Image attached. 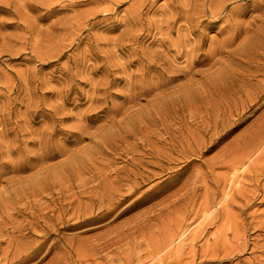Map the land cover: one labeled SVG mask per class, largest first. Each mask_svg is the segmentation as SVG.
I'll return each instance as SVG.
<instances>
[{
    "label": "rangeland",
    "instance_id": "rangeland-1",
    "mask_svg": "<svg viewBox=\"0 0 264 264\" xmlns=\"http://www.w3.org/2000/svg\"><path fill=\"white\" fill-rule=\"evenodd\" d=\"M22 1L0 0V264H264V0Z\"/></svg>",
    "mask_w": 264,
    "mask_h": 264
},
{
    "label": "bare ground",
    "instance_id": "bare-ground-1",
    "mask_svg": "<svg viewBox=\"0 0 264 264\" xmlns=\"http://www.w3.org/2000/svg\"><path fill=\"white\" fill-rule=\"evenodd\" d=\"M12 1H13V0H12ZM20 1H22V0H20ZM30 1H31V0H29V2H30ZM33 1H34V0H33ZM36 1H38V0H36ZM69 1H71V0H69ZM72 1H73V0H72ZM170 1H171V0H170ZM224 1H225V0H224ZM22 2H23V1H22ZM24 2H25V1H24ZM24 2H23V3H24ZM210 2H211V1H210ZM13 3H14V2H13ZM13 3H12V5H13ZM23 3H22V4H23ZM35 3H36V2H35ZM71 3H72V2H71ZM73 3H75V2L73 1ZM73 3H72V4H73ZM16 4H18V3H16ZM22 4H20V5H22ZM33 4H34V2H33ZM43 4H44V3H43ZM203 4H204V3H203ZM10 5H11V4H10ZM25 5H26V4L24 3V6H25ZM49 5H50V4H49ZM173 5H174V4H173ZM30 6H31V5H30ZM34 6H35V5H34ZM214 6H215V5H214ZM0 7H1V6H0ZM6 7H7V6H6ZM28 7H29V6H28ZM177 7H178V6H177ZM11 8H13V7L11 6ZM14 8H15V7H14ZM19 8L21 9L22 6L19 7ZM34 8H35V7H34ZM44 8L46 9V7H44ZM175 8H176V7H175ZM175 8H174V9H175ZM2 9H3V8H1V10H2ZM5 9H6V8H5ZM39 9H40V8H39ZM41 9H42V8H41ZM170 9H171V10H174V9H172L171 6H170ZM14 10H15V9H14ZM52 10H53V9H52ZM171 10H170V11H171ZM175 10H176V9H175ZM216 10H217V9H216ZM6 11H7V10H6ZM11 11H12V10H11ZM15 11H16V10H15ZM47 11H48V10H47ZM181 11H182V9L180 10V12H181ZM171 12H172V11H171ZM173 12H174V11H173ZM173 12H172V13H173ZM212 12L215 13L214 11H212ZM8 13H9V12H8ZM13 13H15V12H13ZM18 13H19V12H17V14H18ZM20 13H21V12H20ZM137 13H138V12H137ZM169 13H170V12H169ZM169 13H168V14H169ZM175 13H176V12H175ZM175 13H174V14H175ZM184 13H185V12H184ZM184 13H183V15H184ZM162 15H163V14H162ZM12 16H13V15H12ZM14 16L17 17L16 14H15ZM14 16H13V17H14ZM20 16H21V14H20ZM171 16H176V15L171 14ZM184 16H185V15H184ZM191 16H192V15H191ZM188 17H189V16H188ZM162 18H163V17H162ZM192 18H193V17H192ZM14 19H15V18H14ZM19 19H20V18H19ZM165 19H166V18H165ZM169 19H172V17L169 18ZM174 19H175V18H173L172 20H174ZM17 20H18V19H17ZM194 20H195V19H194ZM27 21H28V20H27ZM160 22H162V19H161ZM166 22H167V21H166ZM195 22H196V20H195ZM198 22H199V21H198ZM232 22H233V19H232ZM18 23H19V22H18ZM169 23H171V22H169ZM0 24H1V23H0ZM21 24H22V22H21ZM26 24L29 26V23H28V22H26ZM166 24L168 25V23H166ZM189 24H190V23H189ZM201 24H202V23H201ZM230 24H231V23H230ZM236 24H237V23H236ZM3 25H5V23H4ZM24 25H25V24H24ZM157 25H158V24H157ZM169 25H170V24H169ZM25 26H26V25H25ZM28 26H27V27H28ZM153 26H154V25H153ZM170 26H171V25H170ZM170 26H169V28H167V29L170 30ZM174 26H175V25H174ZM190 26H191V25H190ZM164 27H165V26H163V27H161V28H164ZM183 27L186 28L185 26H183ZM229 27H231V25H230ZM157 28H158V27H157ZM157 28H156V29H157ZM171 28H173V27H171ZM179 28H180V27H178V29H179ZM187 28H188V27H187ZM234 28H235V27H234V25H233L231 30H233ZM167 29H166V30H167ZM191 29H192V28H191ZM163 30H164V29H161V33H162V34H164V32H162ZM171 30H172V29H171ZM173 30H174V29H173ZM179 30H181L180 33H182V31H183L184 29H183V30H182V29H179ZM186 30H187V29H186ZM176 31H177V30H176ZM233 31H234V30H233ZM233 31H231V32L233 33ZM158 32H159V31H158ZM165 32H168V30L165 31ZM185 32H187V31H185ZM176 33H177V32H176ZM180 33H178V34H179L178 36H180ZM165 34H166V33H165ZM165 34H164V35H165ZM169 34H170V33H169ZM187 34H188V33H187ZM192 34H193V33H192ZM160 35H161V34H160ZM164 35H163V36L161 35V37H166V36H164ZM166 35H167V34H166ZM183 35H185V34H183ZM172 36H173V35H172ZM172 36L169 35L168 37H170V38H168V39H171ZM228 36H229V35H228ZM180 38H183V37L180 36ZM180 38H179V39H180ZM232 38H234V37H232ZM161 39H164V38H161ZM172 39H173V38H172ZM177 39H178V37H177ZM177 39H174V40L176 41ZM186 39H187V38H186ZM224 39H225V38H224ZM224 39H223V40H224ZM189 40H191V39H189ZM193 40H194V39H193ZM195 40H196V38H195ZM169 41H170V40H169ZM171 41H173V40H171ZM171 41H170L169 43H172ZM224 41H225V40H224ZM230 41H232V39H230ZM160 42H162V41H160ZM167 42H168V41H167ZM227 42H228V39H227ZM169 43H167L166 46H167V45H170ZM174 43H175V42H174ZM176 43H177V44H180V43H183V42H180V43H179V42H176ZM184 43H185V42H184ZM188 43H189V44H188ZM188 43H187V44H188V51H189V48L191 47L190 43H192V42H189V41H188ZM228 43H229V42H228ZM193 44H194V42H193ZM229 44H230V43H229ZM164 45H165V44H164ZM171 45H172V44H171ZM175 45H176V44H175ZM175 45H174V47H176ZM185 45H186V44H185ZM189 45H190V46H189ZM213 45H214V44H213ZM177 46H178V45H177ZM183 46H184V45H183ZM183 46H182V47H183ZM192 46H193V45H192ZM210 46H211V45H210ZM222 46H224V45H222ZM164 47H165V46H164ZM174 47L172 46V48H174ZM199 47H200V46H199ZM218 47H219V45H218ZM226 47H227V46H226ZM167 48H168V46H167ZM185 48H186V47H185ZM197 48H198V47H197ZM219 48H220V47H219ZM219 48H218V49H219ZM162 49H164V48H161V50H162ZM176 49H178V48H176ZM180 49H181V48H180ZM182 49H183V48H182ZM182 49H181V50H182ZM193 49H194V48H193ZM211 49H212V48H211ZM216 49H217V48H216ZM220 49H221V48H220ZM224 49H225V47H224ZM209 50H210V49H209ZM209 50H208L207 53L211 52L213 49L210 50V51H209ZM222 50H223V48H222ZM169 51H170V50H169ZM178 51H180V50L178 49ZM185 51H186V50H185ZM191 51H192V50H191ZM174 52L177 53V51H174ZM218 52H219V50H218ZM154 53H156V52H154ZM165 53H166V52H165ZM178 53H179V54H182V53H180V52H178ZM184 53H185V52H184ZM192 53H194V51H193ZM219 53H220V52H219ZM150 54H151V52H150ZM150 54H149V55H150ZM157 54H158V56H159V53H157ZM161 54H163V53H161ZM166 54H167V53H166ZM171 54H172V53H171ZM171 54L168 55V57H169V58L172 57V58L174 59L175 57L171 56ZM179 54H178V55H179ZM189 54H190V53H189ZM189 54H188V55H189ZM228 54H229V53H228ZM228 54H227V55H228ZM173 55H175V54H173ZM186 55H187V54H186ZM214 55H216V51H215V54H214ZM153 56H154V55H153ZM153 56H150V57H153ZM162 56H164V55H161L160 57L162 58ZM183 56H184V55H183ZM160 57H159V59H161ZM176 57H178V56H176ZM180 57H181V56H180ZM184 57H185V56H184ZM190 57H191V56H190ZM147 58H148V57H147ZM155 58H156V57H155ZM164 58H166V56H165ZM185 58H187V57H185ZM191 58H193V55H192ZM156 59H157V58H156ZM156 59H155V60H156ZM159 59H158V60H159ZM173 59H172V60H173ZM175 60H176V59H175ZM168 61H170V60H168ZM168 61H167V62H168ZM190 61H191L190 58H188V63H190ZM153 62H154V60L152 61V63H153ZM160 62H161V61H160ZM154 63H155V62H154ZM157 63H159V62L156 61V65H157ZM163 63H164V62H163ZM160 64H162V63H160ZM167 64H168V63H167ZM171 64H172V62H171ZM154 65H155V64H154ZM158 65H159V64H158ZM173 65H174V64H173ZM161 67L163 68V64L161 65ZM168 67H169V68H172V67H170L169 65H168ZM156 68H157V67H156ZM164 68H165V67H164ZM160 70H161V69H160ZM164 70H166V68H165ZM164 70H163V71H164ZM161 71H162V70H161ZM143 76H144V75H143ZM150 76H151V75H150ZM144 77H145V76H144ZM159 83H160V82H158V84H159ZM158 84H157V85H158ZM137 88H138V87H137ZM139 88H140V87H139ZM139 90H140V89H139ZM138 92H139V91H138ZM194 112H195V111H194ZM148 142H149V141H148ZM109 143H110V144H109ZM109 143H108L109 145H112L111 142H109ZM149 143H150V142H149ZM149 143H147V144H149ZM149 146H151V145H149ZM157 152H158V151H157ZM157 152H156V153H157ZM156 155H157V154H156ZM161 155H162V154H161ZM159 156H160V155H159ZM135 161L139 162L140 160L138 161V159H137V160H135ZM141 162H142V161H140L139 163H140V164H143V163H141ZM131 163H132V162H131ZM135 163H136V162H135ZM136 166H137V165H136ZM136 166H134V167H136ZM85 167H86V166H85ZM121 168H123V167H121ZM109 169H110V168H108V170H109ZM135 169H136V168H135ZM115 170H117V169H115ZM133 170H134V169H133ZM137 170H138V169H137ZM117 171H119V169H118ZM126 171H128V170H126ZM138 171H139V170H138ZM109 172H111V171H109ZM120 172H121V171H120ZM139 172H140V171H139ZM143 172H144V171H143ZM99 173H100V172H99ZM101 173H103V174L105 175L106 172H105V173H104V172H101ZM117 173H118V172H114V174H117ZM121 173H122V172H121ZM121 173H119V174H121ZM129 173H132V172H129ZM140 173H142V172H140ZM75 174H76V173H75ZM107 174H109V173H107ZM99 175H100V174H99ZM138 175H139V174H138ZM101 176H102V175H101ZM105 176H106V175H105ZM109 176L111 177L110 174H109ZM109 176H108V177H109ZM125 176L128 177L129 175H125ZM98 177H99V176H98ZM103 177H104V176H103ZM126 177H124V178H126ZM129 177H130V176H129ZM82 178H83V177H81V179H82ZM111 178H112V177H111ZM114 178H116V177H113V179H114ZM106 179H108V178H106ZM116 179H117V178H116ZM116 179H115V180H116ZM134 179H135V178H134ZM82 180H83V179H82ZM130 180H132V179H130ZM79 181H80V179H79ZM109 181H110L109 183H111V180H109ZM43 182H44V181H43ZM83 182H85V181H83ZM114 182H115V181H114ZM114 182H113V184H115ZM123 182H124V181H123ZM125 182H126V180H125ZM87 183H88V182H87ZM117 183H118V182H117ZM136 183H137V182H136ZM34 184H35V183H34ZM84 184H85V183H84ZM95 184H97V183H95ZM99 184H100V183H99ZM128 184H129V183L127 182V185H128ZM130 184H131V183H130ZM37 185H39V184H37ZM86 185H87V184H86ZM100 185H101V184H100ZM100 185H99V186H100ZM106 185H107V184H106ZM125 185H126V184H125ZM133 185H135V184H133ZM84 186H85V185H84ZM104 186H105V185L102 184V187L104 188V191L101 190L102 193H103V192H106ZM112 186H113V185H112ZM116 186H117V185H116ZM116 186H113V188L116 187ZM135 186H136V185H135ZM38 187H39V186H38ZM82 187H83V184H82ZM82 187H81V188H82ZM89 187H90V186H89ZM89 187H88V188H89ZM94 187H95V186H94ZM94 187H91V188L93 189ZM122 187H124V186H122ZM129 187H130V186H129ZM140 187H142V186H140ZM84 188H85V187H84ZM99 188H100V187H99ZM107 188H108V187H107ZM96 189H97V188H96ZM96 189L94 188L95 191H96ZM100 189H101V188H100ZM129 189H130V188H129ZM71 190H72V189H71ZM84 190H85V192H89V191H90V189H89V190H88V189H84ZM87 190H88V191H87ZM98 190H99V189H98ZM112 190H113V189H112ZM66 191H67V190H66ZM120 191H121V189H120ZM131 191H132V190H131ZM131 191H130V192H131ZM133 191H134V190H133ZM27 192H29V191H27ZM82 192H84V191H82ZM82 192H81V193H82ZM99 192H100V191H99ZM115 192H116V191H115ZM117 192H118V191H117ZM135 192H136V191H135ZM30 193H32V191H31ZM70 193H71V192H70ZM73 193H75V192H73ZM79 193H80V192H79ZM97 193H98V192L94 193V197H95V195H96ZM28 194H29V193H28ZM63 194H64V193H63ZM68 194H69V193H68ZM75 194H76V193H75ZM84 194L86 195V193H84ZM100 194H101V192H100ZM106 194H108V192H106ZM114 194H115V193H114ZM114 194H112V195L115 196L116 194H115V195H114ZM120 194H121V193L119 192V197H120ZM127 194H128V193H127ZM17 195H18V194H17ZM73 195H74V194H73ZM76 195H77V194H76ZM80 195H81V194H80ZM87 195H88V194H87ZM87 195H86L85 200H86L87 198H89V196L87 197ZM102 195H104V194H101V196H102ZM112 195H111V197H113ZM15 196H16V195H15ZM18 196H19V195H18ZM64 196H65V195H64ZM66 196H69V195H66ZM71 196H72V193H71ZM74 196H75V195H74ZM97 196H98V195H96V197H97ZM121 196H122V194H121ZM20 197H21V196H20ZM24 197H25V195H24ZM98 197L100 198V195H99ZM105 197H106V196H105ZM111 197H110V198H111ZM122 197H123V196H122ZM59 198H60V197H59ZM71 198H72V197H71ZM77 198L79 199V196H78ZM116 198H118V197H116ZM80 199H81V198H80ZM89 199H90V198H89ZM101 199H102V201H105V200H103V198H100L99 200L101 201ZM105 199H106V198H105ZM30 200H32V199H30ZM61 200H62V199H61ZM68 200L70 201V199H68ZM87 200H88V199H87ZM90 200H91V199H90ZM90 200H89L88 202H92V201H90ZM96 200H97V199H96ZM116 200H118V199H116ZM222 200H223V199H222ZM20 201H21V200H20ZM72 201H76V199L73 200V198H72ZM134 201H135V200H134ZM16 202H17V201H16ZM60 202H61V201H60ZM65 202H66V200H65ZM88 202L86 201L87 204H89ZM108 202H109V201H108ZM118 202H119V201H118ZM131 202H132V201H131ZM19 203H20V202H19ZM37 203H38V202H37ZM39 203H40V202H39ZM69 203H70V202H69ZM69 203H68V204H69ZM73 203H75V202H73ZM80 203H83V202L81 201ZM102 203H105V202H102ZM110 203H111V201H110ZM110 203H109V204H110ZM112 203H113V202H112ZM51 204H52V203H51ZM68 204H67V205H68ZM75 204L78 205V204H79L78 201H77ZM109 204H108V206H112L111 204H110V205H109ZM113 204H115V203H113ZM52 205H54V204H52ZM64 205H65V204H64ZM64 205H62V206H64ZM71 205H72V204H71ZM77 205H76V206H77ZM79 205H80V204H79ZM79 205H78V206H79ZM99 205H100V204H99ZM99 205H98V206H99ZM84 206H85V203H84ZM84 206H83V207H84ZM89 206H90V205H89ZM94 206H95V205H94ZM103 206H104V205H103ZM53 207H56V206L54 205ZM87 207H88V205H87ZM51 208H52V207H51ZM61 208H63V207H61ZM78 208H80V207H78ZM88 208H91V210H92V207H88ZM100 208H102V207L100 206ZM100 208H99V209H100ZM109 208H110V207H109ZM109 208H108V209H109ZM124 208H125V207H124ZM32 209H33V208H32ZM52 209H54V208H52ZM58 209H60V208H57V210H58ZM75 209H76V208H75ZM105 209H106V208H105ZM72 210H74V209L72 208ZM77 210H78V209H77ZM77 210H76V211H77ZM80 210H81V209H80ZM80 210H79V211H80ZM89 210H90V209H89ZM119 210H120V209H119ZM61 211H62V210H61ZM64 211H65V209H64ZM98 211H99V210H98ZM104 211H105V210H104ZM73 212H74V211H73ZM73 212H72V213H73ZM83 212H84V211H83ZM83 212L81 211V213H83ZM105 212H106V211H105ZM119 212H120V211H119ZM58 213H59V212H58ZM77 213H78V212H77ZM88 213H90V212H88ZM88 213H87V214H88ZM103 213H104V212H103ZM84 214H86V213H84ZM91 214H92V212H91ZM91 214H89V215H91ZM76 215H78V214H76ZM117 215H119V214H117ZM117 215H116V216H117ZM59 216H60V215H58V218H59ZM81 216H83V215H81ZM103 216H104V214H103ZM116 216H115V217H116ZM78 217H79V216H78ZM86 217H87V216H86ZM5 219H6V218H5ZM8 219H9V218H8ZM37 219H38V218H37ZM54 219H56V218H54ZM54 219H53V220H54ZM67 219H68V218H67ZM14 220H15V219H14ZM42 220H43V219H42ZM57 220H58V219H57ZM88 220H89V219H88ZM28 221H29V220H28ZM51 221H52V220H50V223H51ZM7 222H8V221H7ZM17 222H19V221H17ZM25 222H27V221L25 220ZM48 222H49V221H48ZM54 222H55V221H54ZM57 222H58V221H57ZM74 222H75V221H74ZM9 223H10V222H9ZM13 223H14V222H13ZM27 223H28V222H27ZM30 223H31V221H30ZM35 223H36V222H35ZM37 223H38V222H37ZM60 223H61V222H60ZM77 223H78V222H77ZM44 224H45V223H44ZM46 224H48V223H46ZM56 224H58V223H56ZM5 225H7V224L5 223ZM5 225H4V226H5ZM10 225H11V224H10ZM10 225H9V226H10ZM28 225H29V224H28ZM31 225H32V224H31ZM33 225H34V224H33ZM33 225H32V227H33ZM54 225H55V224H54ZM54 225H52V223H51V226H54ZM66 225H67V224H66ZM69 225H70V224H69ZM71 225H72V224H71ZM99 225H100V224H99ZM13 226H15V225H13ZM16 226H17V225H16ZM41 226H42V225H41ZM56 226H57V225H56ZM56 226H55V227H56ZM2 227H3V226H2ZM5 227H6V226H5ZM17 227H18V226H17ZM19 227H20V226H19ZM34 227H35V226H34ZM69 227H70V226H69ZM98 227H99V226H98ZM12 228H14V227H12ZM12 228H10V229L13 230ZM15 228H16V227H15ZM15 228H14V229H15ZM35 228H36V227H35ZM90 228H93V227H90ZM18 229H19V228H18ZM28 229H29V228H28ZM42 229H43V228H42ZM49 229H51V228H49ZM54 229H55V228H53V230H54ZM86 229H87V228H86ZM88 229H89V228H88ZM1 230H2V229H1ZM19 230H20V229H19ZM33 230H34V228H33ZM53 230H51V231H53ZM34 231H35V230H34ZM42 231H44V230H42ZM46 231H48V230H46ZM54 231H55V230H54ZM56 231H58V229H57ZM0 232H2V231H0ZM13 232L16 233V230L13 231ZM39 232H40V231H39ZM58 232H59V231H58ZM49 233H50V232H49ZM39 234H41V233H39ZM3 235H4V234H3ZM30 235H31V234H30ZM109 235H110V234H109ZM8 236H9V238H10V236H12V235L10 234V235H8ZM8 236H7V238H8ZM14 236H15V235H14ZM16 236H17V235H16ZM16 236H15V237H16ZM50 236H51V235H50ZM50 236H48V237H50ZM61 236H62V235H61ZM165 236H166V235H165ZM170 236H171V235H170ZM15 237H13V238H15ZM17 237H18V236H17ZM19 237H20V236H19ZM19 237H18V238H19ZM29 237H30V236H29ZM45 237H46V236H45ZM167 237H168V236H167ZM181 237H182V236H181ZM32 238H35V237H34V236H33V237H30V239H32ZM36 238H37V237H36ZM39 238H42V237H39ZM43 238H44V237H43ZM11 239H12V237H11ZM11 239H10V240H11ZM23 239H24V238H23ZM28 239H29V238H28ZM28 239H27V240H28ZM49 239H50V238H49ZM61 239H62V237H61ZM70 239H71V238H70ZM108 239H109V238H108ZM111 239H113V238H111ZM165 239H166V238H165ZM169 239H170V238H169ZM6 240H7V239H6ZM17 240H18V239H17ZM20 240H21V239H20ZM32 240L35 242L34 239H32ZM39 240H40V239H39ZM41 240H42V239H41ZM96 240H100V238H97ZM166 240H167V241H170V240H168V239H166ZM7 241H9V240H7ZM25 241H26V240H25ZM28 241H29V240H28ZM30 241H31V240H30ZM59 241H60V240H59ZM65 241H66V240H65ZM105 241H108V240L105 239L104 242H105ZM111 241H112V240H111ZM161 241H162V240H161ZM167 241H165V242H167ZM173 241H174V240H173ZM12 242H14V241H12ZM31 242H32V241H31ZM31 242H30V243H31ZM38 242H39V241H38ZM38 242H37V243H38ZM40 242L42 243V241H40ZM68 242H70V240H68ZM100 242L102 243V241H100ZM37 243H36V245H37ZM53 243H55V242H53ZM66 243H67V241H66ZM107 243H108V242H107ZM107 243H106V244H107ZM109 243H111V242H109ZM154 243H155V242H154ZM17 244H18V243H17ZM21 244H22V243H20V245H21ZM24 244H25V243H23V245H24ZM27 244H28V243H27ZM33 244H34V243H33ZM33 244H32V245H33ZM67 244H68V243H67ZM70 244H71V243H70ZM72 244H73V242H72ZM106 244H105V245H106ZM170 244H171V241H170ZM170 244H167V245L169 246ZM18 245H19V244H18ZM18 245H17V246H18ZM32 245L29 244V246H32ZM99 245H100V244H99ZM105 245H103V247H104ZM17 246H16V247H17ZM53 246H54V245H53ZM57 246H58V245H57ZM96 246H97V245H95V248H96ZM161 246H163V243H162ZM168 246H167V247H168ZM6 247H7V246H6ZM16 247H15V248H16ZM24 247H25V245H24ZM26 247H27V246H26ZM35 247H36V246H35ZM48 247H49V245H48ZM90 247H91V246H90ZM100 247H101V246H100ZM159 247H160V246H158V249L161 248V247H160V248H159ZM167 247L165 246L164 248L166 249ZM7 248H8V247H7ZM20 248L22 249L23 247L21 246ZM57 248H58V247H57ZM91 248H92V250H93V247H91ZM95 248H94V249H95ZM104 248H105V247H104ZM104 248H103V250H104ZM11 249H13V248H11ZM18 249H19V248H18ZM21 249H20V250H21ZM31 249H33V248H31ZM36 249H38V248H36ZM50 249H51V248H50ZM58 249H59V248H58ZM97 249H98V248H97ZM100 249H101V248H100ZM0 250H1V249H0ZM6 250H7V249H5L4 251L7 252ZM9 250H10V249H9ZM27 250H28V249H27ZM29 250H30V248H29ZM55 250H57V249L55 248ZM87 250H88V249H87ZM71 251H72V250H71ZM96 251H98V250H96ZM159 251H160V250H159ZM162 251H163V249H162ZM170 251H171V250H170ZM176 251H177V250H176ZM176 251H175V252H176ZM2 252H3V249H2ZM10 252H11V251H10ZM10 252H7V254L10 253ZM15 252H17V251L14 250V252H12V253L15 254ZM19 252H20V251H19ZM22 252H23V251H22ZM22 252H21V253H18V252H17V254H21L20 257H22V255H23ZM24 252H27V251L24 250ZM24 252H23V253H24ZM29 252H30V251H29ZM47 252H48V249H47ZM72 252H73V251H72ZM89 252H91V249H90ZM85 253H86V252H85ZM95 253H98V252H95ZM153 253H155V252H153ZM156 253H157V252H156ZM158 253H159V252H158ZM160 253L162 254L161 251H160ZM173 253H174V252H173ZM4 254H6V253H4ZM69 254H71V253H69ZM151 254H152V253H151ZM165 254H167V253H165ZM1 255H2V254H0V256H1ZM8 255H9V254H8ZM26 255H27V254H26ZM153 255L155 256L156 254H153ZM171 255H172V254H171ZM15 256H16V255H15ZM63 256H64V254H63ZM76 256H77V255H76ZM81 256H82V255H81ZM94 256H95V255H94ZM157 256H160V255L157 254ZM172 256H173V255H172ZM5 257H6V256H5ZM10 257H12V256H10ZM10 257H9V258H10ZM2 258H3V257H2ZM6 258H7V257H6ZM17 258H18V257H17ZM22 258H23V257H22ZM27 258H28V257H27ZM59 258H61V257L59 256L58 258H55V259H59ZM65 258H66V257H65ZM75 258H76V257H75ZM155 258H157V257H155ZM158 258H159V257H158ZM4 259H5V258H4ZM13 259H14L15 261H17V260H16V257L14 258V255H13ZM13 259H11V260H13ZM30 259H31V258H30ZM159 259H160V258H159ZM161 259H162V258H161ZM164 259H165V258H164ZM0 260H1V259H0ZM2 260H3V259H2ZM21 260H22V259H21ZM21 260H20V261H21ZM25 260H26V259H25ZM74 260H75V259H74ZM76 260H77V259H76ZM168 260H169V259H168ZM176 260H177V258H176ZM4 261H5V260H4ZM26 261H27V260H26ZM55 261L58 262V260H55ZM55 261H54V262H55ZM9 262L12 264V261H8V263H9ZM17 262H18V261H17ZM157 262L159 263V260H158V259H157ZM166 262H168V261H166ZM166 262H165V263H166ZM4 263L7 264V262H4ZM4 263L2 262V264H4ZM162 263H163V262H162ZM165 263H164V264H165Z\"/></svg>",
    "mask_w": 264,
    "mask_h": 264
}]
</instances>
